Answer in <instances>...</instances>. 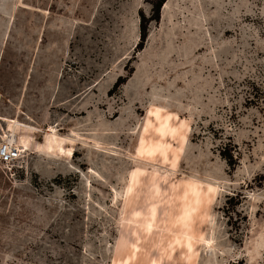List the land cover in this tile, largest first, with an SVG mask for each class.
Masks as SVG:
<instances>
[{"label":"rangeland","instance_id":"obj_1","mask_svg":"<svg viewBox=\"0 0 264 264\" xmlns=\"http://www.w3.org/2000/svg\"><path fill=\"white\" fill-rule=\"evenodd\" d=\"M0 0V264H264V0Z\"/></svg>","mask_w":264,"mask_h":264},{"label":"built area","instance_id":"obj_2","mask_svg":"<svg viewBox=\"0 0 264 264\" xmlns=\"http://www.w3.org/2000/svg\"><path fill=\"white\" fill-rule=\"evenodd\" d=\"M18 156V150L15 146L4 143L0 146V159L2 162H11Z\"/></svg>","mask_w":264,"mask_h":264},{"label":"bare ground","instance_id":"obj_3","mask_svg":"<svg viewBox=\"0 0 264 264\" xmlns=\"http://www.w3.org/2000/svg\"><path fill=\"white\" fill-rule=\"evenodd\" d=\"M7 140L9 141L8 144H11V145H12V144L16 143L12 136H7ZM5 143H7V142H5ZM17 150H18V149H17ZM18 155H19V151H18ZM2 163L5 164L6 162H2ZM8 163H9V162H8Z\"/></svg>","mask_w":264,"mask_h":264},{"label":"trees","instance_id":"obj_4","mask_svg":"<svg viewBox=\"0 0 264 264\" xmlns=\"http://www.w3.org/2000/svg\"><path fill=\"white\" fill-rule=\"evenodd\" d=\"M162 1H163V0H162ZM162 1H161V2H162Z\"/></svg>","mask_w":264,"mask_h":264}]
</instances>
